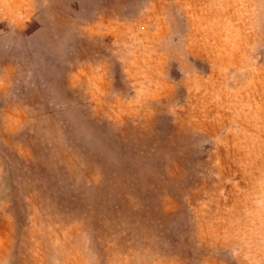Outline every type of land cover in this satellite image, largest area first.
<instances>
[{"label":"rangeland","instance_id":"1","mask_svg":"<svg viewBox=\"0 0 264 264\" xmlns=\"http://www.w3.org/2000/svg\"><path fill=\"white\" fill-rule=\"evenodd\" d=\"M0 264H264V0H0Z\"/></svg>","mask_w":264,"mask_h":264}]
</instances>
